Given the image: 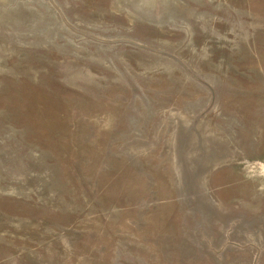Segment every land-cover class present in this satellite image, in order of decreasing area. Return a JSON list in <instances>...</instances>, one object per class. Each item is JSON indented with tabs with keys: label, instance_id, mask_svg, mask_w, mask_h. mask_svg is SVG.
<instances>
[{
	"label": "rangeland",
	"instance_id": "rangeland-1",
	"mask_svg": "<svg viewBox=\"0 0 264 264\" xmlns=\"http://www.w3.org/2000/svg\"><path fill=\"white\" fill-rule=\"evenodd\" d=\"M0 264H264V0H0Z\"/></svg>",
	"mask_w": 264,
	"mask_h": 264
},
{
	"label": "bare ground",
	"instance_id": "bare-ground-1",
	"mask_svg": "<svg viewBox=\"0 0 264 264\" xmlns=\"http://www.w3.org/2000/svg\"><path fill=\"white\" fill-rule=\"evenodd\" d=\"M143 2H144V1H143ZM208 137H209V136H208ZM208 137H207V138H208ZM208 139L210 140V138H208ZM208 139L206 140L207 142H208ZM212 139H213V138H212ZM206 141H205V142H206ZM209 143H210V142H209ZM213 144H214V143H213ZM209 145H210V144H209ZM214 145H215V144H214ZM218 145H219V144H218ZM210 146H211V145H210ZM206 147H207V146H206ZM206 147H205V148H206ZM208 147H209V146H208ZM210 149H211V148H210Z\"/></svg>",
	"mask_w": 264,
	"mask_h": 264
}]
</instances>
